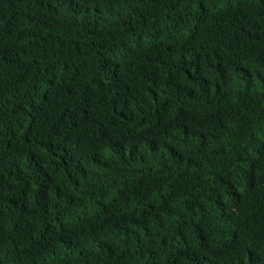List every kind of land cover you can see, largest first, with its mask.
<instances>
[{
  "label": "trees",
  "instance_id": "obj_1",
  "mask_svg": "<svg viewBox=\"0 0 264 264\" xmlns=\"http://www.w3.org/2000/svg\"><path fill=\"white\" fill-rule=\"evenodd\" d=\"M244 5L0 0V235L27 238L26 212L59 188L79 222L58 240L72 255L21 245L16 264H264V115L231 91L264 3Z\"/></svg>",
  "mask_w": 264,
  "mask_h": 264
},
{
  "label": "clouds",
  "instance_id": "obj_2",
  "mask_svg": "<svg viewBox=\"0 0 264 264\" xmlns=\"http://www.w3.org/2000/svg\"><path fill=\"white\" fill-rule=\"evenodd\" d=\"M264 3V0H245L244 9L241 12L244 13L247 9L255 7ZM200 5L195 4L194 7ZM194 12V11H193ZM196 12V11H195ZM201 14V11H200ZM254 52V59L250 66L249 73H239L235 80L231 83L232 95L240 99L242 103L249 107L251 112L258 110H263L262 116L264 115V39L256 42L252 47V53ZM163 133V132H162ZM161 133V134H162ZM157 133L151 131L145 140V149L151 146L154 157H158L159 162L162 160L160 146L155 148V140L157 137L153 138ZM2 133H0V138ZM7 148V145H3ZM113 153L110 147L105 148L101 152V158L103 160H108ZM25 160H27L25 158ZM2 161V160H0ZM163 161V160H162ZM3 171V169H2ZM229 177L231 181L235 184L241 181L242 170L241 166H233L229 169ZM183 190L179 191L177 196L173 200V208L169 211L171 214L168 218L171 221H175L181 214L192 204V189L191 186H182ZM48 193V191L46 192ZM42 196L39 204H34L30 206V210L26 213L30 214V221L27 224L22 225L28 230L30 235L21 241H16L14 234L16 233V228L3 233L0 235V261L6 263L16 264L13 257V253L18 246L21 245H31L37 249L44 250L48 248L51 252L58 247V253L66 255H72V250L68 249L66 246H57L58 240L61 238L62 234L67 227H75L78 224L76 219L77 214L68 213L64 210V204L67 202L66 197H68V191L62 194L60 188ZM58 199L60 204H55ZM106 197L101 199V203H106ZM87 219H82L81 223H87ZM87 247V246H86ZM85 248L82 247L81 250ZM80 251V250H79ZM77 252V251H75ZM61 264V263H60ZM64 264V263H62ZM260 264V263H256Z\"/></svg>",
  "mask_w": 264,
  "mask_h": 264
},
{
  "label": "bare ground",
  "instance_id": "obj_3",
  "mask_svg": "<svg viewBox=\"0 0 264 264\" xmlns=\"http://www.w3.org/2000/svg\"><path fill=\"white\" fill-rule=\"evenodd\" d=\"M57 160V159H56Z\"/></svg>",
  "mask_w": 264,
  "mask_h": 264
}]
</instances>
